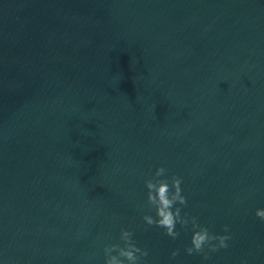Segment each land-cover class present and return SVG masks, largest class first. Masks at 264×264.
Instances as JSON below:
<instances>
[{"label": "water", "instance_id": "water-1", "mask_svg": "<svg viewBox=\"0 0 264 264\" xmlns=\"http://www.w3.org/2000/svg\"><path fill=\"white\" fill-rule=\"evenodd\" d=\"M227 249L148 226L146 179ZM264 0H0V264H264ZM179 255L172 257V252Z\"/></svg>", "mask_w": 264, "mask_h": 264}, {"label": "clouds", "instance_id": "clouds-1", "mask_svg": "<svg viewBox=\"0 0 264 264\" xmlns=\"http://www.w3.org/2000/svg\"><path fill=\"white\" fill-rule=\"evenodd\" d=\"M183 179L179 176H168V171L161 166L146 179L147 202L154 210L155 215H144L143 220L148 226H156L164 229L165 234L176 240L181 233L177 226L191 231L190 246L186 248L189 256L203 254L207 260L210 253L227 249L231 240L230 229L224 226V234H216L209 227L201 224L195 216H189L184 212L188 205V198L184 195L182 187ZM256 217L264 221V207L257 208ZM134 233L122 229L119 240L121 243H113L105 246L104 264H143V259L148 252L137 246L133 239ZM172 257L179 255V250L172 252Z\"/></svg>", "mask_w": 264, "mask_h": 264}]
</instances>
